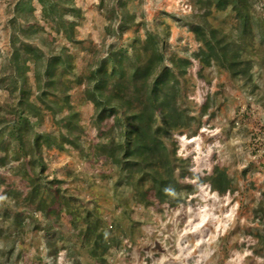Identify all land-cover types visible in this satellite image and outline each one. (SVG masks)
Instances as JSON below:
<instances>
[{
	"label": "rangeland",
	"instance_id": "obj_1",
	"mask_svg": "<svg viewBox=\"0 0 264 264\" xmlns=\"http://www.w3.org/2000/svg\"><path fill=\"white\" fill-rule=\"evenodd\" d=\"M17 1L0 0V67L5 65ZM68 1L69 7L80 11L74 14L67 5L64 10L76 20L77 42L70 43L55 32L43 19L38 1L33 2L35 20L31 19L36 33L18 34L17 40L24 45L36 42L52 53L65 47L71 58L62 85L70 104L63 110L61 125L69 128L75 146L66 142L64 149L44 155L50 179L60 181L73 213L60 215L57 226L65 237L54 244H48L40 227L31 230L22 225L24 234L20 236L12 211L30 209L26 199L30 184L19 173L26 171L32 177L35 168L29 160L15 165L10 153L0 151V227L4 230L1 238L6 239L1 240L0 264H264L260 245L264 225L255 217V210L264 207V0H250L251 32L245 40L240 38L239 20L232 9H213L208 18L213 28L228 35L238 60L249 69L251 81L242 75L233 77L220 64L207 66L194 58L201 43L185 24L196 20L197 0L127 1L128 11L136 15L139 25L129 36L136 35L144 43L147 33H157L166 40L170 61H192L180 85L174 81L167 85L182 110L202 117L201 123L192 122L171 133V141L179 145L178 155L192 169V179L186 183L194 187L188 197L179 193L180 203L174 207L151 199L141 201L108 159L110 144L121 140L116 119L108 118L101 129L95 122L86 75L108 53L112 41L109 0ZM141 48L137 46L139 51ZM34 64L30 61L29 67ZM125 65L130 69L132 64L128 60ZM29 77L31 101L41 105L34 72ZM8 99L0 90V104ZM43 111L44 128L60 130L50 113ZM56 136L60 138L58 133ZM214 178L220 186L212 184ZM6 209L11 210L10 216L5 217ZM91 211L106 222L103 236L111 245L99 261L90 258L83 242L82 216ZM77 221L74 233L83 237L80 242L71 234Z\"/></svg>",
	"mask_w": 264,
	"mask_h": 264
},
{
	"label": "trees",
	"instance_id": "obj_2",
	"mask_svg": "<svg viewBox=\"0 0 264 264\" xmlns=\"http://www.w3.org/2000/svg\"><path fill=\"white\" fill-rule=\"evenodd\" d=\"M34 1L39 2L43 19L53 26L57 34L64 35L70 43L77 42L76 20L69 18L67 12L64 13L66 5L69 7L68 0L16 2L10 45L5 65L0 67V90L9 95L8 103L0 104V151L10 153L15 165L29 160L35 168L32 177L26 171L19 173L30 184L26 196L30 209L27 212L12 211L16 231L20 235L24 231L22 225L25 224L31 230L40 227V232L51 245L65 237L57 226L60 215L73 213L70 209L71 199H67L60 181L50 179L44 155L45 151L64 149L67 143L75 146L69 128L61 125L63 110L70 104V97L63 92L62 85L71 67V58L65 47L52 53L49 47L43 48V45L36 42L24 45L17 40L18 34L36 33V23L31 21L35 20ZM127 1L109 0L110 20L114 22L109 27L112 41L108 53L91 66L86 75L88 96L95 106L97 127L101 129L103 123L113 117L120 128L121 140L110 144L108 154L110 163L118 167L120 176L134 188L142 202L151 199L174 207L180 203L179 193L188 197L194 187L186 183L187 179H192V169L189 162L178 155L179 145L171 141V133L189 127L192 122L201 123L202 117L190 116L182 110L178 100L169 93L167 85L169 81L180 85L192 61L187 58L170 61L166 54V40L157 33H147L144 43L136 35L129 36L128 32L139 25L136 15L128 11ZM197 4L199 9L194 16L196 20L185 24L201 43L200 52L194 58L201 59L207 66L220 64L233 77L242 75L251 81L252 75L238 60V51L232 47V41H228V35L213 28L208 19L213 9H232L239 20L240 38L245 40L251 32L250 0H197ZM69 8L72 13L80 14L73 6ZM21 18L23 21L18 23ZM31 37L28 38L31 40ZM138 45H142L141 51L137 49ZM128 60L132 64L130 69L125 65ZM30 61L35 62L33 68L29 67ZM30 71L34 72L41 105L31 101L33 90L29 83ZM43 106L60 130L54 128L47 131L44 128ZM208 108L209 105L203 114ZM147 184H151L149 189L144 188ZM212 184L220 186L215 178ZM10 213L11 210L6 209L5 217L10 216ZM44 217L48 221H43ZM255 217L263 226V206L255 210ZM82 219L85 249L91 259L99 261L111 247L103 236L107 224L92 211L83 215ZM78 222L74 223L71 234L80 242L82 238L74 233ZM3 233L0 227V245ZM260 239L264 251V235Z\"/></svg>",
	"mask_w": 264,
	"mask_h": 264
}]
</instances>
